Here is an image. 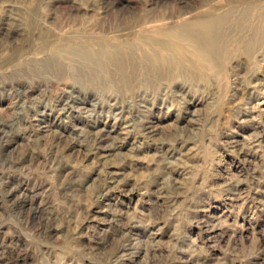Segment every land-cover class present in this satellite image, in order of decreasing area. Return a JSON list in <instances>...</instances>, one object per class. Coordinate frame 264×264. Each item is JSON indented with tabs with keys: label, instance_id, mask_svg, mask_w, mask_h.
Wrapping results in <instances>:
<instances>
[{
	"label": "rangeland",
	"instance_id": "1",
	"mask_svg": "<svg viewBox=\"0 0 264 264\" xmlns=\"http://www.w3.org/2000/svg\"><path fill=\"white\" fill-rule=\"evenodd\" d=\"M202 17H224L211 68L164 33ZM263 18L0 0V264H264V40L245 45ZM102 47L122 70L87 58Z\"/></svg>",
	"mask_w": 264,
	"mask_h": 264
},
{
	"label": "bare ground",
	"instance_id": "2",
	"mask_svg": "<svg viewBox=\"0 0 264 264\" xmlns=\"http://www.w3.org/2000/svg\"><path fill=\"white\" fill-rule=\"evenodd\" d=\"M222 21H224V17L195 18L190 22H185L183 25H179L164 31V33L174 42H178L179 44H187L190 46V48L193 50L195 58L198 60V63L202 66L204 65L206 68H211L212 64L217 59L218 48L220 47L219 45L222 43V39L225 38V33H223V31L219 30L218 28L219 22L221 23ZM249 26L251 30H253V34L252 37L246 41L245 45L249 49L252 47L255 49L257 48L256 46L262 45V40H264V18L258 23H249ZM213 48H216L217 50L216 55L213 52ZM118 51L119 50L116 47H110V49L102 47L96 51L91 49L87 50V58L89 59L90 55L92 54L103 57H99L100 59H105V57H107L110 62H113L112 64H114L119 70H122V58L117 56ZM159 60L160 59H157L156 61ZM102 61L99 60L97 64L99 63V65H102Z\"/></svg>",
	"mask_w": 264,
	"mask_h": 264
}]
</instances>
